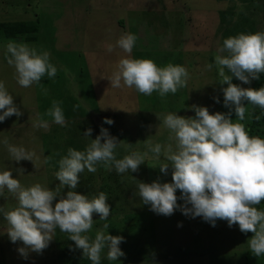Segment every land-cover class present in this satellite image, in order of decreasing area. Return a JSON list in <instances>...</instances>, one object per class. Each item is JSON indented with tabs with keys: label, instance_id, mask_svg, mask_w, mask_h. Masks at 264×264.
<instances>
[{
	"label": "rangeland",
	"instance_id": "1",
	"mask_svg": "<svg viewBox=\"0 0 264 264\" xmlns=\"http://www.w3.org/2000/svg\"><path fill=\"white\" fill-rule=\"evenodd\" d=\"M238 1L0 0V23L34 21L39 25L40 38L30 42L19 38L14 41L48 51L51 63L58 69L52 79L45 75L39 84L21 87L16 81L14 68L6 60L9 41L0 40V81L5 83L14 104L22 113L19 117L11 116L0 122V171L11 170L12 178L18 179L24 187L40 183L55 189L59 185L55 178L58 161L70 147L67 143H71L74 130L92 129L90 137L86 138L82 134L85 143L81 151L91 139L96 138L95 131L98 132L101 127L109 133L115 127L121 135L141 140L133 143L134 151L140 148L139 144H142L143 149L148 147L146 140L152 145L171 142L168 140L169 131L162 124L164 114L171 112L194 118L192 105L207 107L210 114L223 113L224 97L221 89L227 85L219 83L220 77L215 66L207 71L205 65L214 64L219 47L214 33L216 24L220 26L221 22H225L226 29L230 30L228 37L241 34V30L248 28V23L236 25L238 10L232 7H238ZM250 4L247 7L253 8L256 3L252 0ZM222 11L236 13L233 14L234 21L222 20ZM124 32L141 39V42L136 40L131 53L133 58L151 59L158 67L168 63L184 66L190 74L186 87L163 98L155 92L151 96H144L134 88H112L108 79L119 59L126 54L118 47L109 53L107 45H115ZM149 35L153 36V40L144 41ZM226 38H220V44ZM147 42L151 47L147 49L148 54H139L143 52L138 48L139 43ZM168 52L174 55L170 56ZM40 85L47 89V94H44ZM53 100L62 101L60 106L65 116L64 126L44 115L51 108ZM75 105L79 107L75 108ZM153 106L158 107L155 112L151 111ZM37 114L48 122V127H34ZM105 118L112 120L113 124H104ZM80 123L85 126L82 127ZM145 124L148 126L143 131L141 126ZM4 140L10 145L33 151L35 156L32 162L12 160ZM45 157H50L48 164L43 163ZM146 163L141 164L135 173L117 174L114 170L118 175L116 177L121 179L122 187L116 194H106L110 216L107 220H100L98 214H93V233L107 223L109 235L124 238L119 247L125 255L117 261H109L105 249L101 264H264V255L256 257L249 248L248 240L253 233H241L238 225L229 228L226 221L217 220L216 226L212 227L201 217H186L179 210L171 216L150 211V205L142 203L137 189V181L149 184L155 182L148 175L154 165ZM18 169H23V172L19 173ZM90 176L91 173L85 169L80 174L77 187L71 190L90 199L94 197L86 193L90 185L86 186L85 182ZM100 177L91 182V187L95 185L97 189L109 183L108 177L104 175V180H107L98 186ZM69 190L65 186L61 195ZM17 204L16 197L5 188L0 196V207L11 210ZM258 210L264 211V205ZM178 224L182 226L178 227ZM8 227L0 214V261L5 264H70L69 256L59 257V253L67 252L66 247L72 245L67 242V233L56 229L46 249L39 254L27 250L25 258L18 252L24 245L20 241H10ZM75 264H82V261L77 260Z\"/></svg>",
	"mask_w": 264,
	"mask_h": 264
},
{
	"label": "clouds",
	"instance_id": "2",
	"mask_svg": "<svg viewBox=\"0 0 264 264\" xmlns=\"http://www.w3.org/2000/svg\"><path fill=\"white\" fill-rule=\"evenodd\" d=\"M136 40V35L124 32L115 45H107L109 53L118 47L126 54L119 59L108 79L112 88H134L144 96L155 92L163 98L186 87L190 74L184 66L168 63L158 67L151 59L133 58L131 53ZM6 47L7 63L14 68L16 81L21 87L39 84L45 75L49 79L57 75L58 69L51 63L48 51L15 41H9ZM214 66L218 69L219 83L227 85L221 91L223 105L230 111L210 114L207 107L192 105L194 118L167 113L162 120L163 127L169 131L168 140L171 142L167 144L152 145L146 140L148 152L131 151L118 159L116 149L122 142L101 127L100 134L91 139L84 150L69 147L67 154L60 158L58 171L55 172L59 185L55 189L40 183L24 187L18 179L12 178L11 170L0 171V196L6 188L18 201L11 210L0 207V214L9 225L7 235L10 241H20L24 245L18 249L20 255L26 258L27 250L41 253L59 229L68 234V239L91 264H101L105 249L109 261H117L124 256L119 247L124 238L109 235L107 223L96 230L94 238L88 235L94 224L93 214H98L100 220H107L110 216L108 196L99 192L90 199L71 189L77 187L80 174L85 169L95 173L98 164L109 171L114 168L117 174L138 172L149 152L153 154L152 159L157 162L161 173L166 175L171 168V183L137 181L139 198L144 205H150V211L171 216L179 210L186 217H201L212 227L216 226L217 220L226 221L229 228L238 225L241 233H253L248 240L251 253L256 257L264 255V211L255 207L264 201V139L249 136L242 123L248 111L245 102L264 110V87L242 88L232 83L235 77L248 84L250 78L258 79L259 74L264 73V31L241 33L224 39L222 46L216 50L214 64H206L205 70L211 71ZM225 69L230 75L225 73ZM40 86L47 94V89ZM216 102L219 103V100ZM61 104L62 101L53 100L44 115L64 126ZM232 110L235 122L230 118ZM0 111L3 112L0 122L22 115L3 81H0ZM37 116L34 127H48V122L39 114ZM103 123L111 125L113 121L105 118ZM91 135V128L83 133L86 138ZM4 143L12 160L32 162L33 151L10 145L7 140ZM128 147L131 145L128 144ZM49 162L50 157H45L43 163ZM17 171L22 173L23 169ZM65 186L70 190L61 195ZM177 190L181 193L179 197ZM178 199L183 204H178Z\"/></svg>",
	"mask_w": 264,
	"mask_h": 264
},
{
	"label": "trees",
	"instance_id": "3",
	"mask_svg": "<svg viewBox=\"0 0 264 264\" xmlns=\"http://www.w3.org/2000/svg\"><path fill=\"white\" fill-rule=\"evenodd\" d=\"M232 1V0H230ZM238 1V0H236ZM239 2V1H238ZM252 2V0H241V2H239L240 4L238 5V7H236L235 5L232 7L235 10H238L237 12V16L239 19H236V25H238L239 23H248V28L246 30H241V33L247 34V33H255L257 31H264V0H253V3L255 2L256 4H253V8H251L250 6L247 7V5H249ZM225 3L229 6V3L227 1H225ZM226 4H224V9H226ZM243 5V6H241ZM252 5V4H250ZM243 12V13H242ZM242 13V14H241ZM236 14L233 11H222L221 13V17L222 20L224 19L225 21H234V15ZM221 20V21H222ZM188 24L190 23V19L187 20ZM220 21V22H221ZM120 22L122 23L123 21L120 20ZM222 23V24H221ZM220 23V26L218 24H216V28L214 29V33H215V40H218L219 43V47L222 46V44H220L219 39H223L228 37V34L230 33V30L226 29V26L224 25L223 22ZM214 28V27H213ZM38 30H39V25L37 22L34 21H18V22H2L0 23V40H8V41H14L15 39H23L24 41L30 42V41H34L37 38H40V35L38 34ZM29 34H35L34 37H27V35ZM38 34V35H37ZM206 36V35H205ZM206 38V37H205ZM153 40V36L149 35L148 37L144 38V41L146 40ZM138 42H141V39H137ZM150 44L149 42L147 43H139L138 48L142 49L143 52H139V54H144L147 55L148 51L147 49L151 48L149 47ZM152 46V45H151ZM137 52V53H138ZM136 53V54H137ZM168 55H174L171 54L170 52H168ZM176 55V54H175ZM147 57V56H145ZM226 74L230 75V73H228L227 69H226ZM232 83L239 85L242 88H253V89H259L261 87H264V73L259 74V78L252 80L250 78V82L248 84H244L241 81H239L238 79H236L235 77L232 78ZM183 90V89H180ZM184 92V91H183ZM182 92V93H183ZM180 95V94H179ZM223 100V99H222ZM158 105V104H157ZM245 106L248 109V111L245 114V121H243L242 123L245 124L246 126V130L248 131L249 136H259L261 139H264V115H262V112H264V110L260 109L258 106H253L250 104H247V102H245ZM157 106H153L152 107V112H155V110H157ZM230 111L229 108L223 107V113H228ZM182 113V112H181ZM166 115V114H164ZM259 116L260 119L257 120L256 117ZM231 119L236 120L235 117V113L234 110H232V115L230 117ZM82 127L85 126L83 123L79 124ZM147 124H145V126H141V129H143V131H146L147 128ZM146 127V128H145ZM97 128V127H96ZM112 133H109L110 136L116 137L118 138V142H122V144L116 149L117 152V158H123L124 155L129 154L131 151H133L132 147H133V143L136 142H140L141 140H138L137 138L134 139L133 137H128L127 135H121L117 129L111 130ZM85 132L84 129L80 130V131H75L74 133L72 132V141L71 143H67L68 145H70L71 148H74L76 150H80L84 145V139L82 137V134ZM96 132V135L100 134V130ZM152 136V133H151ZM74 140V141H73ZM128 144L131 145V147H128ZM140 148L136 149L134 151H139L141 153L148 152V147H145V149H143L141 146L142 144H139ZM83 150V149H82ZM67 152H64V155H66ZM153 154H151L149 152L148 157L145 159V163L149 162L150 164L154 165L153 170L150 171V173L148 174L150 176V178H152L153 180H155V182H160V183H171V170L168 169V173L165 175L163 173L160 172L159 168H158V164L157 162L153 159L150 158V156L152 157ZM147 164V163H146ZM114 168L109 171L106 168H104V166L102 164H98L97 165V171L95 173H91V176L86 180V186L90 187L87 189V195H89L90 197L97 195L99 192H104L105 194H116L118 190H121L120 188L122 187V182L120 183L121 179H118V175L115 174L114 172ZM104 175H106L108 177V182L106 185L103 184V186H105L107 189H105L101 183H104L106 177H104ZM100 176H103V178H101ZM158 179H156L157 177ZM169 176V177H168ZM98 177H100V182L98 183L100 187H98L96 189L97 186H93L91 187V182H95L96 179L98 180ZM94 178V179H93ZM113 190H115L113 192ZM177 197H179L181 195L180 191L178 190L176 192ZM178 204H182L181 200L178 199L177 201ZM262 205H264V201H262L259 205H256V208L260 209L262 207ZM123 218V217H121ZM95 233H93L92 231H90V236H92L94 238ZM68 238V234L67 237ZM67 242H70L72 245H70L69 247H66L68 250L63 251L62 253H59V257H67L69 256V258L71 260L70 264H75V262L78 260L79 262L82 261V264H84L85 262H87L88 264H91V261H89L86 257L82 256V252L79 249H76L75 244L73 241H71L70 239H67ZM101 259H103L101 257ZM103 261H107V260H103ZM0 264H5L3 261H0Z\"/></svg>",
	"mask_w": 264,
	"mask_h": 264
}]
</instances>
